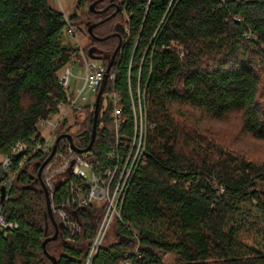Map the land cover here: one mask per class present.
Returning a JSON list of instances; mask_svg holds the SVG:
<instances>
[{
    "label": "trees",
    "instance_id": "16d2710c",
    "mask_svg": "<svg viewBox=\"0 0 264 264\" xmlns=\"http://www.w3.org/2000/svg\"><path fill=\"white\" fill-rule=\"evenodd\" d=\"M94 1L78 0L80 10L70 20L85 23L87 31L88 22L98 23L93 33L106 37L90 35L87 54L90 47L96 55L112 54L119 43L112 34L121 27L116 78L106 91L115 87L121 97L132 135L130 87L134 93L140 87L154 126L147 131L145 164L124 198L123 221L115 222L114 239H106L93 264H120L137 245L138 255L129 254L132 264H264V147H238L233 134L202 120L237 112L242 132L264 142V0H101L95 9L120 6L109 19L116 6L96 12ZM66 27L64 13L49 0H0V155L35 134L39 118L53 113L64 95L59 71L76 51ZM111 111L101 101L98 153L110 148ZM93 118L87 111L77 122L79 146L90 142ZM48 156L30 159L8 197L0 198L7 218L20 224L0 231V264H50L45 248L56 264L86 261L102 208L77 211L83 233L75 241H66L60 228L58 238L43 245L55 231L38 177ZM253 201L259 238L242 232ZM168 254L175 255L171 263Z\"/></svg>",
    "mask_w": 264,
    "mask_h": 264
},
{
    "label": "built area",
    "instance_id": "2783aa9c",
    "mask_svg": "<svg viewBox=\"0 0 264 264\" xmlns=\"http://www.w3.org/2000/svg\"><path fill=\"white\" fill-rule=\"evenodd\" d=\"M64 18L67 22L66 33L76 37V29L70 16L64 13ZM77 45L76 51L70 56V61L59 71V82L64 89V95L56 100L54 112L39 118L37 130L28 140L17 141L11 146L9 153L0 155V165L4 172L1 186L6 189V198L19 170L30 159L50 154L57 137L62 133H69L77 125L80 113L95 111L97 95L107 66L101 59L90 57L79 41ZM76 56H81L86 67L81 86L71 83V61ZM115 78L116 72L111 69L109 80L114 82ZM107 87L108 83L101 101L107 99V103L105 105L103 103L105 109L112 105L107 120L111 136L105 139L110 145L109 150L98 153L94 149V142L91 149L79 152L71 146L68 138H62L44 173L51 208L58 222L64 224L61 229L66 241H75L83 233V224L76 214L78 210L88 206L102 208L103 216L84 264H93L114 223L117 220L123 221L124 198L137 169L145 164L147 131L154 126L147 118L144 91L138 87L134 93L130 87L134 124L132 135L126 133L127 116L121 97L115 87L108 92ZM75 144L84 148L76 142ZM17 157L20 158L15 163L14 159ZM19 226V222L7 218L3 202L0 205V231L14 230ZM129 254L138 255V245ZM129 254L125 255L120 264H132Z\"/></svg>",
    "mask_w": 264,
    "mask_h": 264
},
{
    "label": "rangeland",
    "instance_id": "374dc122",
    "mask_svg": "<svg viewBox=\"0 0 264 264\" xmlns=\"http://www.w3.org/2000/svg\"><path fill=\"white\" fill-rule=\"evenodd\" d=\"M77 2L78 0H49V4L53 8L65 13L67 16H71L80 10L79 8L77 9ZM74 27L76 29V37H72L67 34L65 37L66 41L70 42L75 48L78 47L77 42L79 41L80 45L83 46V48L86 50V47L89 44H91L92 40L90 38L89 32L87 31L85 23L82 22L81 24H78V26L74 25ZM71 63H72L71 83L72 85L75 86H81L84 80V76L86 74V67L82 62L81 56H76L71 61ZM103 103L104 105L107 103L106 98L103 99ZM202 120L204 121V124L205 123L208 124L209 127L222 130L228 134H233L236 137L235 140L237 142L235 144L238 145V147H241L245 150L258 151V152H261V149L264 147V142L256 140L255 138L251 137L249 134L242 132L241 117L240 114L237 112L229 113L220 119L213 117H204V119ZM76 141L79 142V139H76ZM259 192L262 198L264 199L263 183H259ZM255 205H256V201H253L252 204L249 205V209L252 211V215H249L250 221L242 229V232L251 238H259L258 233L254 232L255 227L253 226V224L256 222V219L259 218V214L257 213ZM259 225L261 226L260 223ZM115 230L116 229L114 223L113 227L111 228L107 236V240L114 239L116 235ZM260 233L264 236V230H261ZM164 259L167 263H171L174 261L175 255L168 254L165 256Z\"/></svg>",
    "mask_w": 264,
    "mask_h": 264
},
{
    "label": "water",
    "instance_id": "95a60500",
    "mask_svg": "<svg viewBox=\"0 0 264 264\" xmlns=\"http://www.w3.org/2000/svg\"><path fill=\"white\" fill-rule=\"evenodd\" d=\"M101 1V0H96L94 1L92 4H91V9L93 11H96V12H104L106 11L109 6H116V10L115 12H113L111 15H109L108 17H106V19H109L111 18L112 16H114L119 10H120V6L119 5H116L114 3H111L110 5H108L107 7L103 8V9H95V6L96 4ZM105 19H102L100 20L99 22H103ZM98 23H90L88 22V32L89 34L95 38V39H98V40H101V39H105L106 37H98L96 36L94 33H93V29L95 26H97ZM121 30V27L119 28V30L115 33H113L112 35L113 36H117L119 37V43L117 45V47L115 48L114 52L112 54L110 53H103L104 55H96L95 52L97 51L96 47H90L89 50H88V54L90 57L92 58H97V59H100L102 58L103 56H105L109 61H108V65H107V69H106V73L104 75V78H103V81H102V84H101V87H100V90L98 92V95H97V101H96V105H95V111H94V118H93V126H92V135H91V139H90V142L88 143V145L84 148H80V147H77V145L75 144L74 142V136H73V133H77L78 132V129H79V126L76 125L74 126L71 131L69 133H62L60 134L57 139H56V143L51 151V153L49 154V156L45 159V161L42 163V165L40 166L39 168V172H38V177L39 179L41 180V183H42V189L45 193V197H46V205H47V211H48V215L50 217V220L52 222V224L54 225L55 227V231L52 235H48L44 242H43V245L44 247L46 246L47 242L51 241V240H55L58 238L59 236V231H60V228H62L64 226V224L62 222H58L53 214V211H52V208H51V204H50V198H49V192L45 186V183L43 182L42 180V171L43 169L45 168V166L47 165V163L53 158V156L55 155L56 153V150H57V146H58V142L62 139V138H68L70 143H71V146L76 149L77 151L79 152H83V151H87L89 149L92 148L95 140H96V136H97V129H98V121H99V114H100V105H101V100H102V95L106 89V86H107V83H108V80H109V75H110V71L114 65V62L116 60V56H117V53L118 51L120 50L121 48V45H122V39H121V36H120V31ZM84 114L85 113H80L79 114V118L82 119L84 117ZM70 170V169H69ZM0 198H1V201H4L6 199V189L4 186H1L0 187ZM45 253L48 255V257L50 258L51 260V263L50 264H56L57 263V258L56 256L54 255H51L48 253L47 249L45 248Z\"/></svg>",
    "mask_w": 264,
    "mask_h": 264
}]
</instances>
